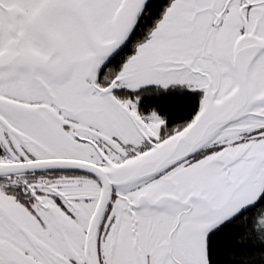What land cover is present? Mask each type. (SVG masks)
I'll use <instances>...</instances> for the list:
<instances>
[{
    "label": "snow or ice",
    "instance_id": "1",
    "mask_svg": "<svg viewBox=\"0 0 264 264\" xmlns=\"http://www.w3.org/2000/svg\"><path fill=\"white\" fill-rule=\"evenodd\" d=\"M0 264H264V0H0Z\"/></svg>",
    "mask_w": 264,
    "mask_h": 264
}]
</instances>
